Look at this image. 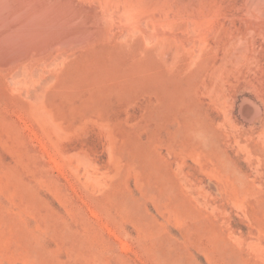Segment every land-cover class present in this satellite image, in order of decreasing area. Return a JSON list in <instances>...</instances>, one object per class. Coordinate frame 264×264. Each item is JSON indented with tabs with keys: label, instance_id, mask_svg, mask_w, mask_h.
<instances>
[{
	"label": "rangeland",
	"instance_id": "obj_1",
	"mask_svg": "<svg viewBox=\"0 0 264 264\" xmlns=\"http://www.w3.org/2000/svg\"><path fill=\"white\" fill-rule=\"evenodd\" d=\"M72 2L0 64V264H264V0Z\"/></svg>",
	"mask_w": 264,
	"mask_h": 264
},
{
	"label": "bare ground",
	"instance_id": "obj_2",
	"mask_svg": "<svg viewBox=\"0 0 264 264\" xmlns=\"http://www.w3.org/2000/svg\"><path fill=\"white\" fill-rule=\"evenodd\" d=\"M75 8L76 5L73 4L72 0H53V1L52 0H0V64L8 65L9 67V65L11 64L20 62L21 60L23 61L29 53H33L36 52L37 50H42L43 48H47L51 46H56V47L62 46L65 49L66 48L65 46H68L69 44L70 45L68 47H70L71 44H74L73 46H71V48L72 47L74 48V46H76L75 44H77V46L80 45L81 42L86 40L87 33L86 31H84L85 29L84 30L73 29V27L78 25L79 19H81L83 16L82 13H79L78 16L71 14L70 10ZM58 47L57 49H60ZM54 51L57 50L55 49ZM46 52L48 51L46 50ZM32 56L33 54H31V57ZM35 57L36 59L41 58V56L38 58L37 56H34V58ZM45 59L47 61L46 57L44 58V60ZM24 63H26V61ZM42 64H40V66ZM19 66L21 67V65ZM17 69L19 68L17 67ZM23 70L21 74H24L25 70H28V68ZM35 71L36 70H34V72ZM15 72L17 71L15 70ZM31 72L33 73V71ZM17 73H19V70ZM35 73L37 74L38 72ZM13 74L16 76L15 73ZM14 78H15L14 76L13 78L10 77V80ZM21 80L24 79L21 78ZM43 82L45 83V81ZM50 82L51 80L48 83ZM31 83L32 81L29 82L27 89H29V86L30 87L32 86ZM22 84L23 83H21V85ZM46 84L47 83H45V86L48 85ZM23 89L25 90L26 88ZM37 90H41V89H37ZM26 91L27 92L29 91V93L31 92L30 90H26ZM32 93H33L32 95H35L36 92L32 90ZM24 95L25 93L23 94V96ZM35 96H37V94ZM35 96L34 98H36ZM39 97L40 96H38L37 99Z\"/></svg>",
	"mask_w": 264,
	"mask_h": 264
}]
</instances>
